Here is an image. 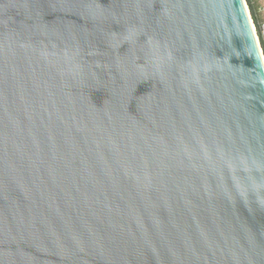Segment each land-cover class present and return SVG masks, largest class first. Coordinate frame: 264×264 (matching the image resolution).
Segmentation results:
<instances>
[{
    "label": "water",
    "instance_id": "obj_1",
    "mask_svg": "<svg viewBox=\"0 0 264 264\" xmlns=\"http://www.w3.org/2000/svg\"><path fill=\"white\" fill-rule=\"evenodd\" d=\"M250 13L0 0V264H264Z\"/></svg>",
    "mask_w": 264,
    "mask_h": 264
},
{
    "label": "built area",
    "instance_id": "obj_2",
    "mask_svg": "<svg viewBox=\"0 0 264 264\" xmlns=\"http://www.w3.org/2000/svg\"><path fill=\"white\" fill-rule=\"evenodd\" d=\"M252 23L264 60V20H262L258 26L255 24L253 19Z\"/></svg>",
    "mask_w": 264,
    "mask_h": 264
},
{
    "label": "trees",
    "instance_id": "obj_3",
    "mask_svg": "<svg viewBox=\"0 0 264 264\" xmlns=\"http://www.w3.org/2000/svg\"><path fill=\"white\" fill-rule=\"evenodd\" d=\"M246 1L249 5L252 18H253L255 24L258 26L262 20H261L259 14L257 13V7L255 4V1L254 0H246Z\"/></svg>",
    "mask_w": 264,
    "mask_h": 264
},
{
    "label": "rangeland",
    "instance_id": "obj_4",
    "mask_svg": "<svg viewBox=\"0 0 264 264\" xmlns=\"http://www.w3.org/2000/svg\"><path fill=\"white\" fill-rule=\"evenodd\" d=\"M254 1L256 4V7H257V13L259 14L261 20H264V0H254ZM247 5H248V3H247ZM248 7H249V5H248ZM249 11H250V8H249ZM251 17H252V15H251Z\"/></svg>",
    "mask_w": 264,
    "mask_h": 264
}]
</instances>
